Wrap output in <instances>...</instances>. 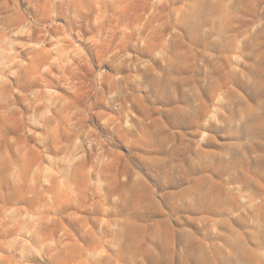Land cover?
<instances>
[{
    "label": "rangeland",
    "instance_id": "374dc122",
    "mask_svg": "<svg viewBox=\"0 0 264 264\" xmlns=\"http://www.w3.org/2000/svg\"><path fill=\"white\" fill-rule=\"evenodd\" d=\"M0 264H264V0H0Z\"/></svg>",
    "mask_w": 264,
    "mask_h": 264
}]
</instances>
